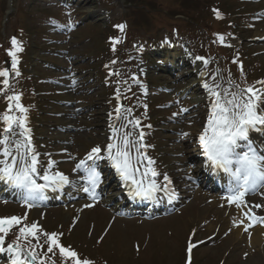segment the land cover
<instances>
[{"label": "rangeland", "instance_id": "1", "mask_svg": "<svg viewBox=\"0 0 264 264\" xmlns=\"http://www.w3.org/2000/svg\"><path fill=\"white\" fill-rule=\"evenodd\" d=\"M74 1L75 4H73ZM195 1L200 3L207 14L215 13L213 10H207L211 5H217L220 1L224 3V0ZM246 1L251 4L259 3L257 6H243H246V11L261 9L254 15L261 14L259 21L262 23L256 24L255 18H250L252 23L249 27H253L244 31L242 35L247 40L239 43L245 49H251L250 45H254L255 48L251 51H256L257 56L255 57L258 59H252L250 66L253 62L260 61L261 68L257 71L250 68L249 71L261 76L260 81H264V0ZM14 5L16 10L17 5H20L16 18ZM102 6L111 12L103 9ZM123 9V0H113V2L111 0L1 1L0 11L3 12L4 17L0 26L4 29L3 35L9 39L17 28H20V32L24 29L34 34L33 38L36 39L37 48H33V51L36 50L34 53L33 51L28 52L33 55L37 54L36 60H33L34 67H36L34 73L56 75L59 71L58 67L51 62H57L58 65L63 66L62 68H67L62 70L64 74L59 73L60 80L43 79V85L35 83L36 79L29 77L25 72H20L12 88L23 98V102L30 109L29 114L35 117L38 108L27 98L33 94H43L41 98L43 105L41 106L44 110L39 117H36L39 123L36 127L39 130L36 134V148L38 146L40 160L45 161L50 153V160L57 162L53 171L58 169L67 176L79 177L76 165L87 159V151L97 146L104 150L110 143L109 140L100 138L99 134L103 129L112 130L114 127L120 130V135L127 131L131 133L133 141L137 140V131L143 130L148 149L147 156L155 161V168L162 169V179L167 174L172 184L178 185L179 182L176 181L177 179L179 181L178 177H184V172L188 177L193 176L189 174L191 170L189 154L192 152L191 149L198 145L197 135L200 128L207 123L214 97L207 92L209 94L204 98V107H198L197 112L192 113L197 108L194 107L191 97L186 94L189 82L182 79L185 70L177 73L175 69V75L172 78L164 74L162 70L159 73L151 72L154 65H157L156 62L151 61H155L154 58H161L156 56L152 58L150 53L145 54L147 60L136 56L137 49L141 47L140 39L155 38L153 35L149 36L152 33L162 35V31L158 32V26L152 21H149L146 26L142 23L143 28L140 27L137 36H134L138 38V41L133 42L132 49L129 50L130 55L121 53L118 58V63L123 61L126 64L128 70L124 74L128 78L122 77V72L115 71L108 75L110 79L106 84L101 78L103 74H107L110 67L116 65V55L107 45L108 35L102 30L100 24L106 29L112 23L119 24L124 15L125 9ZM44 10L48 13H44L41 17V12ZM50 14L53 16H49ZM11 18L12 24L10 25ZM45 26L49 28V31ZM41 28L45 35L43 40L41 36H36V32L40 33ZM194 28L196 27H191L192 33L198 34L197 29ZM47 33L49 39H47ZM222 34L223 32L219 31L215 34V38L218 40ZM203 38L193 40L194 42L188 40L189 45H185L190 46L186 50L192 57L205 59H197L203 68L204 82L212 88L219 84L220 87L216 90L221 92L241 91L236 74L233 72L229 74L224 70L222 59L216 56L208 58L205 55L210 44ZM236 40V38L225 39L222 42L223 47L232 50ZM47 57H53L57 61L54 59V61H49ZM17 58L21 60L25 57L19 53ZM131 60H134L137 67L130 62ZM162 60L167 61V59ZM102 68H105L103 74ZM237 69L243 71V68L238 67ZM112 77L117 78L115 82ZM144 78L152 83H144L142 81ZM120 81L127 97L133 102L131 106L127 105L123 95L117 94L121 90ZM56 83H61V85ZM254 86L264 89V85L259 83ZM52 90H57L56 92L61 95L58 98L59 101L56 100L55 92L51 93ZM152 105L154 107H151ZM117 108H120L119 113L116 111ZM260 108L264 110V103ZM182 109H187V111H181ZM3 111V106H0V112ZM76 113L80 116L74 117ZM136 120L140 122L138 126L135 124ZM181 133L188 135L184 136ZM73 154L76 155L71 156ZM132 155L135 158V147L132 148ZM69 158L72 160L71 163H69ZM87 164L89 165L88 161ZM45 165L44 169L46 167L48 169L49 162H45ZM146 165L145 160L144 164L141 163L139 166L142 170ZM197 165L200 166L198 163ZM188 181L193 186L191 192L189 195L181 194L184 201L181 200L179 206L170 214L135 218L129 214L115 213L100 202L96 205L99 210V212L96 211L98 212L96 216H94L96 212L93 211L94 205L88 211L86 207L75 209L78 216L74 220L70 236L69 222L72 221L75 212L72 214L71 210L66 209L65 204L49 206L46 213L39 211L35 215L29 214L31 210L29 208L20 211L19 215L20 217L27 216L22 224L30 225L37 222L42 231L62 233V236L66 235L64 242L68 247L93 259L99 260L100 257L108 264H137L132 258L140 260L141 264H156L155 262L184 264L185 252L184 257H181L180 250L183 246L185 247L186 240L194 235L193 229L196 226L201 230L197 231L199 242L195 245L196 251H193L195 247L192 249L195 260L197 258L194 263L218 264L224 257L229 260L228 264H264V237L260 236V242H254L252 233L255 225L248 232H245L243 228L235 227L233 220L236 219L237 210L234 205H224L221 202L211 203L205 195L207 192L194 185L196 180L191 181L189 177ZM250 198L255 205L262 206L252 207L253 212L257 217H264V188H259L257 192L251 194ZM230 207H233L232 213L229 211ZM2 208L4 206H0V209ZM0 214H2L1 210ZM13 216L18 215L9 217ZM164 217L173 219L164 220L169 228H165L162 221ZM0 218L4 217L0 216ZM18 235V226L11 227L6 240L10 242L12 237L17 238ZM20 240L24 248L37 244V241L31 237L27 240L23 238ZM39 243L44 244L46 251L47 244L43 236ZM41 255H44V252H41ZM50 255L47 253V258H51ZM46 264H48L47 261Z\"/></svg>", "mask_w": 264, "mask_h": 264}, {"label": "snow or ice", "instance_id": "2", "mask_svg": "<svg viewBox=\"0 0 264 264\" xmlns=\"http://www.w3.org/2000/svg\"><path fill=\"white\" fill-rule=\"evenodd\" d=\"M219 18V12H217ZM116 27L121 32L126 28L125 24H119ZM220 41H224V37H219ZM119 39L114 40L115 44L119 43ZM12 49H9V56L12 57V68L19 75L17 68L18 58L17 52L23 49L19 46V41L13 37L11 40ZM167 43V41H165ZM196 59L203 60V57ZM207 63V61H205ZM10 75L8 69L0 71V77H5L4 85H8L7 77ZM203 75V73L201 74ZM257 83L264 85V81ZM204 87L209 90L214 99L211 102V110L207 118L206 126L199 134V144L203 149V154L207 158L210 167L216 171H222L228 177L229 195L225 197L229 204H235L238 209L241 206L247 208L243 211L245 219L233 220L235 227L243 226V230H248L255 223L264 224V217H257L248 207L245 199L248 193L255 192L258 188H264V154L250 142V132L264 130V110L260 105L264 103V89L249 86L239 92L225 90L217 91L220 86L217 84L215 88L210 87L207 83ZM8 109L0 116V120L6 125L3 129L2 138H0V181L19 189L23 193V203L32 208L38 200L46 198V193L51 190L53 192L63 188L64 185L70 183L69 177L60 171H52L56 165V161L50 160L48 169L41 175L38 169L39 154L35 150V146L31 140V129L27 127L28 109L23 106L21 95L14 94L8 96ZM20 113L12 114L13 111ZM117 113L120 108L116 109ZM181 111H187L182 109ZM119 118V117H118ZM131 123V121H130ZM139 120L135 124L139 125ZM150 127V126H149ZM19 129V132L15 131ZM120 130L112 128V142L108 143L106 149L102 150L97 146L91 149L87 159L81 161L77 165V169H83L88 173L89 186L84 187L83 191L89 193L91 198L95 200V188L102 182L100 173L95 167L89 166L87 161H95L103 159L102 151L107 152V158L111 160L113 167L119 173L121 179L129 186V195L133 198L152 199L158 192H166L170 198H174V192L170 188L171 179L164 175L166 182L163 186L157 183L155 177L160 173L154 167L155 161L148 157L145 149L147 145L143 144L144 132L140 131L136 141L131 139V133L125 131L120 135ZM181 135H188L181 133ZM13 136L23 137V140L12 139ZM135 147V158L132 155V148ZM147 161V165L141 170L140 164ZM42 180L43 183H39ZM92 207V205H85ZM255 208L262 207L259 204L254 205ZM27 216H13L9 218H0V252L12 253L11 264H46L47 253H52L54 249H58L60 255L65 260L71 259L75 264H93L92 261L81 259L78 253L70 246L65 247L60 242L62 233H48L42 231L41 226L37 223L22 224ZM18 226L19 235L17 240L8 243L5 246V237L11 227ZM43 236L44 244H40V238ZM31 237L37 241L36 245L23 248L18 241L20 239H28ZM195 247L193 244L188 246V264H191V253ZM39 249L40 251H38ZM44 252V255H41Z\"/></svg>", "mask_w": 264, "mask_h": 264}, {"label": "bare ground", "instance_id": "3", "mask_svg": "<svg viewBox=\"0 0 264 264\" xmlns=\"http://www.w3.org/2000/svg\"><path fill=\"white\" fill-rule=\"evenodd\" d=\"M182 65H183V68L186 70V73H185L186 75L184 79L188 80L189 82L188 88H187V94L193 97L192 99L195 101V103L198 102L199 104H201L202 96H203L202 94H204L206 90V88L200 83V81H198V79L202 78V75H201L202 68L200 67L198 63H194L193 60L187 55L183 57ZM99 136L103 140L107 139L112 142V139H111L112 130L103 129L101 133L99 134ZM259 137H261V135L258 134L257 138ZM12 139H18V138L17 136H13ZM254 142L261 145V146L255 147L257 150L259 148L260 149L264 148V145L262 144L261 141H254ZM188 148H189L188 145H186V149ZM191 158L193 160L196 158V156L191 155ZM0 159H3V157L0 156ZM102 161L104 163L103 165L104 167L100 169L99 171L102 182L99 184L98 187L95 188V195L97 197L95 200H100L107 206L113 205L112 210L114 212L126 214L127 213L126 209L121 202H118L117 204H113L115 200L122 199V201H124L125 203L130 205L132 209H134L136 207L135 203L138 202L139 199L141 198L139 197L133 198L132 196L129 195V186L125 184V182L121 179L119 173L113 167L111 160L107 158V153L104 154V158L102 159ZM93 167H97V166L94 165ZM192 172L195 173V169H192ZM82 175H84L87 179L88 173L82 171ZM206 175L209 177L210 180H213V176L210 173L209 169L206 170ZM225 175L219 176L217 180H219L223 184V186L226 187L228 191L229 189L228 177L227 175L226 176ZM78 181H81V180L73 179L72 181H70V183L64 185L62 189L55 191V192L49 190L46 193V198L36 201L35 202L36 205L53 202L52 200H50L51 197H57V198H60V201L62 202H68L67 207L69 208V210H73L74 208L84 207L85 205H90L88 201H82V199H85V198H89V199H92V198L89 193L78 190L79 188ZM84 186L88 187L89 181H87L86 183L84 182ZM117 189H120V190H118V192H114ZM122 189H125V190H122ZM179 189L181 190L180 192H182V190H186V188H184L183 186H180ZM0 192L2 193V196H5L7 198H12L13 196L23 197V193L21 190L5 183L4 181H0ZM104 192H106L105 195H104ZM223 193H226L227 196L229 195V191L223 192ZM64 198L67 200H65ZM245 199L248 202V207L250 206L253 207V202L249 198L248 195L245 197ZM210 200L213 203L221 202V204H224V205H235V204H229L226 199H221L216 196L211 197ZM158 203L160 204V206L162 205L167 206L166 202H158ZM235 208L237 210L236 220L245 219L243 217V211H246L247 208H245L244 206H241V208L238 209L236 205H235ZM229 211L232 213L233 207H230ZM35 213L36 212L33 210V214ZM245 222H247L246 219H245ZM239 228L241 229L243 228V226ZM263 234H264V224L257 225L254 232L252 233V236H254L253 237L254 242L256 243L260 242V236L262 237ZM7 254H8L7 252L5 253L0 252V257H3ZM0 264H11V259L7 260L6 262L5 261L0 262Z\"/></svg>", "mask_w": 264, "mask_h": 264}, {"label": "trees", "instance_id": "4", "mask_svg": "<svg viewBox=\"0 0 264 264\" xmlns=\"http://www.w3.org/2000/svg\"><path fill=\"white\" fill-rule=\"evenodd\" d=\"M128 3L130 4H137L139 5L140 7H144L146 9L149 8V5L150 4L149 2H147L146 0H127ZM181 7H185L187 9H193L194 7V3L191 1V0H181ZM1 16H3V12H0V22H1Z\"/></svg>", "mask_w": 264, "mask_h": 264}]
</instances>
